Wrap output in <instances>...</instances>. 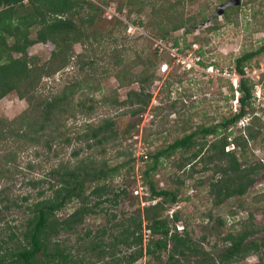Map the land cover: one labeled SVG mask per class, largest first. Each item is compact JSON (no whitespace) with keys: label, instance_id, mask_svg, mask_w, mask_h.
<instances>
[{"label":"rangeland","instance_id":"obj_1","mask_svg":"<svg viewBox=\"0 0 264 264\" xmlns=\"http://www.w3.org/2000/svg\"><path fill=\"white\" fill-rule=\"evenodd\" d=\"M88 1L100 11V19L89 29L102 34L106 42L102 43L104 47L96 54V62L93 65L96 73L93 74L90 67L91 77H88V85L76 89L73 95L74 104L80 103L82 106L77 108L82 111L74 118L60 121V124L63 123L65 129L69 130L68 138L72 140L68 145L53 142L50 150L42 146H31L27 142L23 149L16 151L15 163L7 165L10 174L5 179H0V237L6 240L7 236L21 228L27 217L24 208L27 202L24 199H39L37 190H47L49 183L56 182V178L50 175L52 167H56L61 161L69 160L74 163L100 151L95 145L88 149L84 139L76 140V136L84 132V124H97L102 119H111L114 123L112 130L117 136L102 145V148L105 149L104 157L109 167H119L117 172L101 181L109 188L110 193L104 196L105 202L92 207L93 213L85 216L82 225L74 231L60 234L56 239L66 248V252H70L75 262H81L79 264H127L130 261L129 255L137 247H125L115 241L114 236H119L128 226L133 228L132 220L138 217L143 220L142 230H145L144 209L155 200L149 199L148 191L135 195L139 184L147 185L141 176L147 163L151 162L148 159L145 163L141 162L140 156L153 154L155 150L166 147L175 138L181 137L183 127L192 131L196 125L217 124L222 117H229L237 112L239 103H236V97L240 96V93L237 91L239 76L235 73V60L243 52L255 50L264 44V0H241L238 6H232L234 9H224L228 10L226 17L219 15L217 11L229 0L183 2L176 7V14H182L184 19L194 17L195 21L194 24L185 23L183 29L174 32L167 30L177 18L163 20L159 13L153 14L151 11L152 6L160 9L162 4L166 7L168 2L175 0H132L133 5H126V0H113L121 9L116 10L118 14H114L112 9H107V2L111 0ZM84 10V14L89 12L88 9ZM253 11L256 13L255 17ZM204 18L206 20L203 21ZM113 19L128 22L138 27V30L128 34L126 30L124 32L123 26L116 24ZM74 20L78 18L74 17ZM209 27L216 29L209 33L206 31ZM187 28L189 32L186 31ZM35 34L36 28H32L29 37L34 39ZM7 42L12 41L8 38ZM175 42L177 45H174ZM193 42L197 49L192 47ZM175 47L178 48L177 56L173 58L171 53ZM53 50L54 46L50 42L37 43L29 48L28 53L34 63L42 66L50 60ZM72 50L75 55L83 53L91 57L88 45L82 47L75 44ZM199 51H202V55H199ZM189 53L192 56L197 55L200 59L196 68L187 70L177 59L181 57L183 60ZM18 56L14 54V57ZM115 58H124L128 67H122L128 68L129 77L139 76L143 72L155 77L143 94L146 103L148 102L146 106L131 104L134 98L130 103L119 104L127 99L129 90L138 91L139 86L134 83L129 87H119L111 74L112 59ZM77 60L79 59L74 56L65 70L59 71L55 76L42 77L37 87V96L41 99L52 97L59 93L61 87H71L74 81L72 79L79 71V67L75 65ZM163 68H166L165 71ZM244 71L246 75L243 77L248 78L254 85L253 111L264 123V54L252 59ZM90 88L100 89L95 92ZM147 94L150 96L149 100ZM115 100L117 104H114ZM27 107L28 102L25 99L18 98L15 93H9L0 99V119L13 120ZM89 107H92V111L87 113ZM137 109L140 111L132 113ZM248 119L242 118L230 128V132H221L207 138V142H211L215 137L226 134L227 142L230 143L228 150H232L247 167L258 162L264 164V128L258 140L249 143L244 157L240 156V149L231 144L230 138L238 134L245 135L243 127L247 125ZM15 145L17 144L8 142L3 145V149L13 151ZM73 152L79 153L78 158L71 157ZM181 152H176L169 159L162 158L157 173L149 177L156 188L170 190L178 195L177 203H165L163 212L160 213L166 216L168 210L178 212L180 220L175 223V226H178L176 231H187L191 242L195 243L199 250L208 252L207 259L200 255L190 256L181 259L183 264H219V258L227 246L223 237L238 228L231 227V224L246 223L250 214L253 224L264 225V168L255 173V183L246 195L228 199L216 206L213 205V197L209 193V184L218 179L219 175L213 173L212 165H208L211 168L209 171L201 172L202 163L197 161L194 164L196 173L191 179H184L182 171L176 166L177 162L184 156L188 157L190 152ZM177 178L183 180L182 185L177 184ZM31 183H37L35 186L38 188L33 189ZM92 185L86 184L87 193ZM122 188L126 189V193L115 200L114 195ZM48 193L46 192L45 196ZM90 200L92 205L96 201L95 198ZM77 206L76 203L67 204L63 211L57 213L58 218H64ZM217 218L224 220L223 226L217 224ZM169 220L173 225L174 222ZM102 229H105L106 233L97 239L94 238ZM88 232L90 237L86 236ZM91 238H94L93 242H102L109 254L98 259L99 249H94L89 243ZM147 239L148 237L143 235V247ZM262 242L264 232L249 238L246 243L256 244L257 249L252 248L243 261L234 264H258L260 258L264 260V247L260 245ZM171 248L172 241H169L167 250ZM166 258V253L160 254V259L144 253L131 264H164Z\"/></svg>","mask_w":264,"mask_h":264},{"label":"trees","instance_id":"obj_2","mask_svg":"<svg viewBox=\"0 0 264 264\" xmlns=\"http://www.w3.org/2000/svg\"><path fill=\"white\" fill-rule=\"evenodd\" d=\"M194 1L175 0L168 2L166 7L162 4L160 9L157 6H152L151 12L153 14L159 13L161 18H164L163 20L177 18L176 22L167 30L174 32L183 29L185 23L194 24V17L184 19L182 14L175 12L176 7L183 2ZM107 4L108 6L113 5L115 10H121L118 3H114L113 0ZM125 4L133 5V1L126 0ZM84 9H88L89 12L84 14ZM98 11L99 8L88 0H0V99L9 93H15L18 98L28 102L27 109L20 113L17 118L10 121L0 119V151L3 149V145L8 142L17 144L13 151L3 149L2 154H0V179H5L10 174L7 165L11 166L15 163L16 151L23 149L27 142L31 146H42L46 150L51 149L53 142H59L60 145L70 144L72 139L68 138L69 130L65 129V125L60 124V121L74 118L79 111H82L77 108V106H82L80 103L74 104L73 95L76 89L88 85V77H91L90 67L92 73H96V68L93 67L94 62H96V54L104 47L102 43L106 42V38L102 34L89 29L100 19L98 16L100 11ZM227 12L228 10H223L224 14L222 15L226 17ZM68 15L69 17H67ZM255 15L256 13L253 11V17ZM74 17H77L78 20L75 21ZM112 21L123 26L125 32L127 28L125 23L119 22L117 19ZM32 28H36L34 39L29 37ZM188 29L186 31L189 32ZM215 29L216 27H209L206 28V31L210 33ZM106 33L110 35L109 32ZM8 38L12 42L8 43ZM48 42L54 46L51 58L46 64L38 66L29 56L28 50L37 43L46 44ZM75 44L82 47L88 45L91 57L85 56L83 53L75 55L72 50ZM174 45H177V42ZM114 51L117 52V50ZM198 53L202 55V51ZM14 54L19 56L14 57ZM261 54H264V44L255 50L243 52L235 60V73L239 76L237 91L240 93V96L236 98V102L239 103L237 112L229 117H222L217 124L196 125L192 131L183 127L181 128V137L175 138L166 147L155 150L153 154L140 156L139 159L143 163L147 159L151 161L147 163L142 173L143 176H141L148 186L145 184L142 186L148 190L149 199H158V201L144 209L146 222L144 227L150 230V236L144 247L143 220L139 217L132 220L133 228L128 226L119 236H114V240L125 247H137L129 255L130 261L127 264L136 261L144 253L158 259H160V254L166 253L167 258L164 264H183L182 258L186 259L195 255L207 259L208 252L199 250L198 246L191 242L187 231H176L175 223L180 220L178 212H174L172 215L173 225L170 224L168 214L165 216L160 213L163 212L165 203L175 205L178 195L170 190L156 188L149 177L157 173L162 158L169 159L178 151H182L181 153L190 152L188 157L184 156L182 160L177 162L176 167L182 171L184 179H191L196 173L194 164L197 161L202 163L201 172L209 171L211 168L208 165H212L213 173L219 175L218 179L209 184V193L213 197V205L220 206L228 199L246 195L248 189L255 183V173L263 169L264 164L258 162L247 167L242 161H239L232 150L225 151L230 144L227 142L228 136L226 134L215 137L211 142H207V138L219 135L221 132H230L231 127L235 126L242 118L248 117V123L243 127L245 135L238 134L232 139L230 138L231 144L239 148L240 156L244 157L249 143L257 141L261 136L264 123L253 111L254 85L250 83L248 78L243 77L246 75L245 66ZM74 56L79 59L75 63L79 67V71L75 73L71 87L68 85L61 87L59 93L52 97L39 98L37 87L42 77L55 76L59 71L65 70ZM83 59L89 61L84 62ZM123 59H112V76L118 82L119 87H129L136 83L139 90H129L127 99L119 104L130 103L131 99L134 98L131 104L146 106L148 102L146 103L143 94L145 88L152 84L155 77L153 74H146L145 72L139 76L130 75L129 77L127 75L129 73L128 68H125L128 66ZM85 66L88 68L84 69ZM99 89L90 88L91 91L95 92ZM146 97H148L147 100L150 99L148 94ZM114 104H117V100ZM91 111L92 107L86 110L87 113ZM138 111L140 109L134 110L132 113ZM113 126L114 123L111 119H102L97 124L90 122L84 124V132L76 136V140L84 139L88 149L95 145L99 147L100 151L74 163L69 160L61 161L56 167L51 168L50 175L54 179L56 178V182L54 184L49 183L47 190H37L36 195L39 199H24L27 202L24 207L27 217L21 228L17 230L18 233L12 232L6 240L0 237V264L81 263L75 262L71 258L70 252H66V248L56 238L60 234L74 231L83 224L85 216L93 213L92 207L99 206L106 201L104 196L110 193V190L101 181L117 172L119 167H109L108 161L104 157L105 149L102 148V145L108 143L111 138H116L117 134L112 130ZM108 133H110L109 136ZM78 156L79 153L77 152H73L71 155L74 158H78ZM244 159L246 161V158ZM187 166H189L188 170H186ZM87 183L93 184L90 186L89 193L86 190ZM35 184L37 183H31L33 189L38 188ZM177 184L182 185L183 180L177 178ZM46 192H49L47 196H45ZM125 193L126 189L122 188L114 195V199L116 200ZM92 198L96 199L93 205L90 200ZM70 203H76L78 206L70 214L59 219L57 213L63 211L65 206ZM216 220L220 226L225 223L220 218ZM230 226H238V228L228 232L223 237L227 246L219 258V264H234L243 261L252 251V248L257 249L258 247L253 243L247 244L246 241L264 232V225L253 224L250 214L246 223L238 224L235 222ZM105 233L106 230L102 229L94 238L97 239ZM86 236L90 237V232ZM157 236L158 238H155ZM94 238L88 241L94 246V249H99L98 259L104 258L109 254L108 250H106L105 245L102 246V242H93ZM169 241H172V248L168 251ZM260 245L264 247V242ZM263 261L260 258L258 264H264Z\"/></svg>","mask_w":264,"mask_h":264},{"label":"built area","instance_id":"obj_3","mask_svg":"<svg viewBox=\"0 0 264 264\" xmlns=\"http://www.w3.org/2000/svg\"><path fill=\"white\" fill-rule=\"evenodd\" d=\"M126 23L128 25L127 26V33L128 34L133 33V31H137L138 30V27H136V26H134V25H132V24H130L128 22H126ZM192 47L194 49H197V45L196 44H194ZM173 50L174 51L171 53V56L174 58V57L177 56V50H178V48L175 47V49H173ZM199 59L200 58L197 55L192 56V54L189 53L188 54V57L184 58L183 60H182L181 57H178L177 61L180 62L182 65H184L187 70H189V69H192V68H196L197 67V63H198ZM163 67H166V65H163ZM165 69L166 68H163L164 71H165ZM234 86L236 87V83H234ZM258 95L259 94H257V96ZM226 150H228V148H226ZM142 191H148V190L146 189L145 186H142L141 184H139L138 189L135 190V195L142 194ZM156 201H158V199L157 200L156 199L153 200L152 201V205H154L156 203ZM167 213H168L169 218L172 219V215L174 213V210H168ZM144 229H145V230H143L144 237H148L149 238V236H150V230L146 229L145 227H144Z\"/></svg>","mask_w":264,"mask_h":264},{"label":"water","instance_id":"obj_4","mask_svg":"<svg viewBox=\"0 0 264 264\" xmlns=\"http://www.w3.org/2000/svg\"><path fill=\"white\" fill-rule=\"evenodd\" d=\"M240 1L241 0H229L226 4L222 5L217 13L219 15H222L223 14V10L226 9V8H229V7H232V6H238L240 4Z\"/></svg>","mask_w":264,"mask_h":264},{"label":"clouds","instance_id":"obj_5","mask_svg":"<svg viewBox=\"0 0 264 264\" xmlns=\"http://www.w3.org/2000/svg\"><path fill=\"white\" fill-rule=\"evenodd\" d=\"M107 9H112V10L114 11V12H113L114 14H115V13L118 14V13L116 12L115 8L113 7V5H112V6H107ZM124 23L126 24V26H128L126 22H124ZM126 32H127V28H126ZM237 97H238V96H237ZM237 97H236V98H237ZM236 103H237V102H236ZM227 148H228V147H227ZM226 151H227V150H226Z\"/></svg>","mask_w":264,"mask_h":264}]
</instances>
